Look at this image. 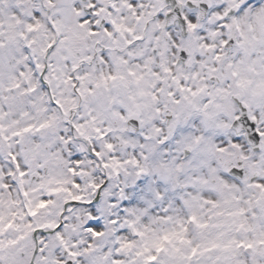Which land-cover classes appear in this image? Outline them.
Instances as JSON below:
<instances>
[{
    "label": "snow or ice",
    "instance_id": "obj_1",
    "mask_svg": "<svg viewBox=\"0 0 264 264\" xmlns=\"http://www.w3.org/2000/svg\"><path fill=\"white\" fill-rule=\"evenodd\" d=\"M0 264H264V0H0Z\"/></svg>",
    "mask_w": 264,
    "mask_h": 264
}]
</instances>
